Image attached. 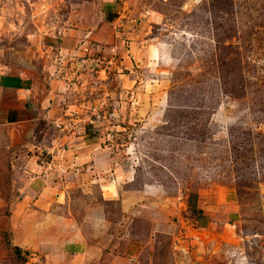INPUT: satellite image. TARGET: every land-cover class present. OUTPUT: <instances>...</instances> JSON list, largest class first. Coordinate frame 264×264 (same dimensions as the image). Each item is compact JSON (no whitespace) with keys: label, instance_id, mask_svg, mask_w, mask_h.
I'll use <instances>...</instances> for the list:
<instances>
[{"label":"rangeland","instance_id":"1","mask_svg":"<svg viewBox=\"0 0 264 264\" xmlns=\"http://www.w3.org/2000/svg\"><path fill=\"white\" fill-rule=\"evenodd\" d=\"M16 83L44 114L0 133V264H39L10 226L41 169L51 232L132 264H264V0H0Z\"/></svg>","mask_w":264,"mask_h":264},{"label":"crops","instance_id":"2","mask_svg":"<svg viewBox=\"0 0 264 264\" xmlns=\"http://www.w3.org/2000/svg\"><path fill=\"white\" fill-rule=\"evenodd\" d=\"M43 104V99L36 100L29 88L21 84L17 86V83L16 86L4 84L0 90V133L5 130L16 136L30 133L44 114ZM38 167L44 168L41 165ZM34 173L31 170L26 172L28 178L23 177L22 194L15 204L17 210L28 209L30 213L11 218V242L14 247L28 253L36 251L38 255L31 253L30 256H35L32 260L39 264H132L131 255L112 249L106 251L98 247L99 243L86 238L79 230L73 231L68 225L62 233L59 229L51 232L48 225L56 218L49 216L48 211L61 203L64 191L48 182L49 176L43 174V169Z\"/></svg>","mask_w":264,"mask_h":264},{"label":"trees","instance_id":"3","mask_svg":"<svg viewBox=\"0 0 264 264\" xmlns=\"http://www.w3.org/2000/svg\"><path fill=\"white\" fill-rule=\"evenodd\" d=\"M15 249H17L18 251H20L18 248L15 247Z\"/></svg>","mask_w":264,"mask_h":264}]
</instances>
